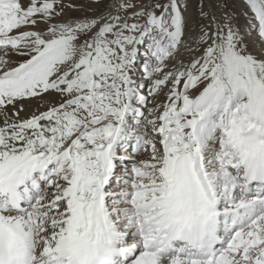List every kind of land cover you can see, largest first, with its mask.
<instances>
[{
    "label": "snow or ice",
    "instance_id": "6c2138e0",
    "mask_svg": "<svg viewBox=\"0 0 264 264\" xmlns=\"http://www.w3.org/2000/svg\"><path fill=\"white\" fill-rule=\"evenodd\" d=\"M0 264H264V0H0Z\"/></svg>",
    "mask_w": 264,
    "mask_h": 264
},
{
    "label": "rangeland",
    "instance_id": "374dc122",
    "mask_svg": "<svg viewBox=\"0 0 264 264\" xmlns=\"http://www.w3.org/2000/svg\"><path fill=\"white\" fill-rule=\"evenodd\" d=\"M210 2H214V0H210Z\"/></svg>",
    "mask_w": 264,
    "mask_h": 264
}]
</instances>
